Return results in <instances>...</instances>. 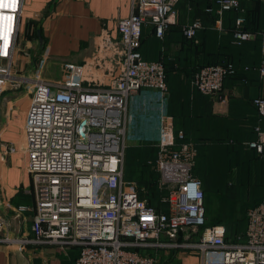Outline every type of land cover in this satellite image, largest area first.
Returning a JSON list of instances; mask_svg holds the SVG:
<instances>
[{
  "label": "built area",
  "instance_id": "obj_1",
  "mask_svg": "<svg viewBox=\"0 0 264 264\" xmlns=\"http://www.w3.org/2000/svg\"><path fill=\"white\" fill-rule=\"evenodd\" d=\"M182 0H132L131 13L118 23L123 59L118 77L108 88H88L80 81L62 82L24 76L33 87L24 124L27 170L35 190L29 235H11V222L0 214V244L23 251L29 245L76 247L74 264H160L159 253L198 254L195 264H264V199L248 211L247 227L237 241L227 239L224 224L207 223L205 191L194 174L198 150L171 117L164 120L157 153L149 164L159 173V186L168 189L166 211H158L140 197L135 180L125 179L127 114L130 97L142 89L168 90L163 60H148L141 51L143 30L153 26L159 39L177 23ZM0 7L1 96L14 81L12 63L17 51L24 0H3ZM215 24L221 30L226 11L244 12L240 0H216ZM207 11H213L208 7ZM11 17V19H3ZM246 17L236 19L233 43L254 38L243 30ZM203 28L201 19L183 27L186 38ZM264 54V31L261 34ZM264 77V61L255 68ZM233 62L206 65L196 72L193 87L203 95L220 94ZM246 81V80H245ZM253 103L264 117V98ZM245 144L264 156V128ZM3 155L18 147L2 143ZM30 206L14 210L20 220Z\"/></svg>",
  "mask_w": 264,
  "mask_h": 264
},
{
  "label": "crops",
  "instance_id": "obj_2",
  "mask_svg": "<svg viewBox=\"0 0 264 264\" xmlns=\"http://www.w3.org/2000/svg\"><path fill=\"white\" fill-rule=\"evenodd\" d=\"M131 8L132 0H24L18 39L38 41L42 50L40 65L36 69L38 76L43 75V78L49 79L45 76L47 73L52 78L50 69H58L64 62L75 61L87 67L84 86L108 88L121 70V64L118 66L114 59L116 49L121 50L122 47L118 23L130 15ZM195 17L190 1L182 0L177 5V23L170 27L163 40L156 37L153 26L146 25L141 44L143 56L148 60H158L164 53L170 55L178 52L182 48V37H185L183 27ZM215 21L210 27L220 31ZM168 88L167 95H161L154 89H142L130 97L127 127L133 136L158 144L164 120L171 117L175 129L184 130L188 139L197 147L194 174L202 180L204 191L228 189L227 176L236 166L251 169L254 164L256 167L260 165L264 183V159L255 150L246 151L237 163L228 162L229 154L235 153L229 142H236L238 139L247 142L256 137V125L264 128V117L259 116L253 103L256 97L264 98V77L258 73L249 75L247 81L241 77L225 80L220 94L207 96L196 91L183 71H175L168 76ZM152 131L156 135H152ZM222 144L227 145L226 157L222 153ZM13 169L16 171L17 166H13ZM207 175L209 179H206ZM19 182L27 190L30 180L22 177ZM7 195L13 196L14 193L7 191ZM262 196L264 190L249 206L254 205ZM28 202L31 203L30 200ZM0 212L11 222L8 229L11 235L31 234L34 211H27L22 219L14 220L13 207L4 203ZM221 224L232 234L231 231L234 230L230 221H223ZM245 226L247 227V220ZM57 247L29 245L25 250L19 251L15 246L0 244V264H29L33 255L34 258H52L53 261L60 249L67 257L63 258L67 261L64 264L70 261V251H77L78 256L76 247ZM176 254H179L181 264L187 255L193 261L198 262L200 259L198 254L190 252H160V264L164 256Z\"/></svg>",
  "mask_w": 264,
  "mask_h": 264
},
{
  "label": "rangeland",
  "instance_id": "obj_3",
  "mask_svg": "<svg viewBox=\"0 0 264 264\" xmlns=\"http://www.w3.org/2000/svg\"><path fill=\"white\" fill-rule=\"evenodd\" d=\"M41 52V47L36 39L31 41L24 40L18 44L13 63L11 64V73L15 75V79H12L14 81L8 82L7 90L1 96L0 145L2 143H13L18 147V151L8 155H3L0 151V208H3L4 203L6 206L13 207V209L16 205L18 206L19 204L25 203L30 206L29 211H34L35 190L33 189L32 176L27 170V154L24 149V124L33 93V87L25 83L23 79L24 76L40 77L36 69L39 68L38 66L40 65ZM115 53L114 59L119 66L123 59L122 47L121 50L116 49ZM60 67L61 68L54 70L50 69V75H53L52 78L49 74L47 75V73L45 76L54 81H80L84 85V73L87 69L85 64L72 61L64 62ZM41 76L43 77V75ZM154 90L159 91L161 95H167L169 92V88L167 91ZM128 128L129 127H127L125 151V179L137 181L139 177H143L147 171H150L143 168V163H149L150 160L155 159L157 144L152 141L147 142L142 140L141 137L133 136ZM152 135H156V132L152 131ZM13 166H17L16 171L13 169ZM243 167L246 166H236L233 171L231 170L232 173L227 176L229 178L227 182V192L223 190L217 192L213 191L210 194V198L208 197L207 199L206 197V216L209 223L227 221L230 215L237 214L239 218L238 225L243 228L245 227L246 220L248 221V211L253 206H249V203L254 201L255 198L259 196L260 192L264 190V183L262 182V171L259 170L260 165L256 167V164H254L251 169ZM22 177H27L30 180V184L26 182L29 186L27 190H25L23 183L20 184L21 181L19 182V179H22ZM7 191L14 193V195L8 196ZM29 200L31 203L28 202ZM236 232H238V230H236ZM231 233L230 238L232 239L235 234L233 231H231ZM57 253L59 255L55 256L53 261L52 258H34L33 255V259L29 264L66 263L67 261L65 262V259H67V257L62 249L58 250ZM69 255L70 261H68V264H72L74 258L77 256V251H70V253H68V256ZM193 260L192 257L187 255L186 258L184 257L182 264L197 263V261ZM162 264H181L179 254L170 255L168 257L164 256Z\"/></svg>",
  "mask_w": 264,
  "mask_h": 264
},
{
  "label": "trees",
  "instance_id": "obj_4",
  "mask_svg": "<svg viewBox=\"0 0 264 264\" xmlns=\"http://www.w3.org/2000/svg\"><path fill=\"white\" fill-rule=\"evenodd\" d=\"M188 1H190V4L195 10L196 17L194 19H201L203 21V28L199 30L193 38L182 37V48L178 52L170 55L164 53L159 57L158 60H163L166 64L167 79L171 73H174L175 71H183L189 81L192 82L194 75L202 67L225 62H233L236 66V73L229 75L226 80L241 77L242 80L247 81L249 75L258 74L255 68L262 64L264 60L261 49V34L264 31V1L241 0L244 12L241 13L236 10L226 11L223 15V26L220 31L214 30L210 27L213 26L214 21L218 17L216 13V0ZM208 7H212L213 11H207ZM241 14L246 17V22L242 26L243 30L250 31L255 36L253 39L246 41L241 45H237L233 43V32L237 27L236 19ZM197 92L201 94L199 91ZM245 143L246 142L241 139H238L236 142H229L235 153H233V155L229 154L230 157L228 158V162L232 161L237 163L239 157L243 158L242 156L250 149ZM222 145L223 146L221 147H224L222 148V153L224 157H226L228 153V150L226 149L227 145ZM258 156L264 159V156H261L260 154H258ZM143 168L150 171H147L143 177H139L137 180V190L140 197L146 199L148 204L153 206L156 210L166 211L168 206L164 201V198L168 195V189L159 186V173L156 172L149 163L144 162ZM207 178L209 179L208 175L206 176V179ZM227 190L228 189H225L224 192H227ZM212 192L213 191L211 190H205V201L206 197L207 199L208 197L210 198ZM262 199H264V196L255 202L254 205ZM227 221H230V225L233 226V228L232 226L231 228L234 230V234L236 230H238L232 239L230 238V232L228 230L227 239L235 242L237 241L238 235L244 234L246 226L243 228L238 225L239 218L237 214L230 215L229 220ZM222 222L223 221H217L212 224ZM208 225H211V223H209L207 219V223L202 226L201 229Z\"/></svg>",
  "mask_w": 264,
  "mask_h": 264
},
{
  "label": "snow or ice",
  "instance_id": "obj_5",
  "mask_svg": "<svg viewBox=\"0 0 264 264\" xmlns=\"http://www.w3.org/2000/svg\"><path fill=\"white\" fill-rule=\"evenodd\" d=\"M13 3H14V0H13ZM8 5H5L4 3H3V0H0V7H7ZM3 19H11V17H3Z\"/></svg>",
  "mask_w": 264,
  "mask_h": 264
},
{
  "label": "water",
  "instance_id": "obj_6",
  "mask_svg": "<svg viewBox=\"0 0 264 264\" xmlns=\"http://www.w3.org/2000/svg\"><path fill=\"white\" fill-rule=\"evenodd\" d=\"M39 34H40V31H39Z\"/></svg>",
  "mask_w": 264,
  "mask_h": 264
}]
</instances>
